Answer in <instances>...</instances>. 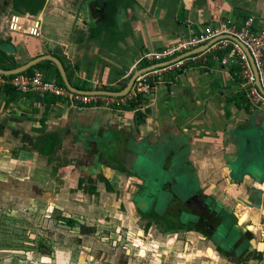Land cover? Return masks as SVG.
Returning a JSON list of instances; mask_svg holds the SVG:
<instances>
[{
    "label": "crops",
    "instance_id": "obj_1",
    "mask_svg": "<svg viewBox=\"0 0 264 264\" xmlns=\"http://www.w3.org/2000/svg\"><path fill=\"white\" fill-rule=\"evenodd\" d=\"M8 1L0 0V42L12 45L13 61L21 66L53 55L70 74L71 83L83 91L122 90L137 70L147 67L136 65L145 53L186 36L190 28L200 30L220 22L238 27L249 17L255 19V28L264 26V0H129L127 7L119 9L112 32L89 41L87 16L77 17L79 0H45L35 17L40 20V37H32L10 31L7 21L16 13L6 11L11 7ZM236 70L209 54L164 74L153 93L145 97V107L139 109L141 121L137 110L74 106L55 97L18 94L0 87V264H231L213 250V257H208L207 248H198L194 241L168 239L151 227L145 233L137 231L131 222L126 227L121 212L113 219L103 218L119 224L114 233L126 228L132 240L129 248L112 247L107 238L99 236V230L82 235L76 228L56 227L51 217L54 211L65 218L80 215L85 225L97 227L94 223L99 221L89 217L91 209L85 201L118 191L124 199L129 195L131 177H116L113 164L99 161L96 165L87 159L93 153L88 142L111 137L140 140L160 133L161 138L186 140L201 187L227 205L238 204L240 222L247 218L261 241L264 110L246 101ZM254 145L261 159L257 152L251 154L254 157L248 154L256 160L254 170L246 173H257L261 182L247 177L237 185L229 183V166ZM76 158L81 159L87 176L73 177ZM36 170L48 171L51 182L36 181ZM106 182L114 190L108 191ZM118 201L123 204L124 200ZM3 218L23 222V227L3 229ZM8 232L12 235L7 236Z\"/></svg>",
    "mask_w": 264,
    "mask_h": 264
},
{
    "label": "water",
    "instance_id": "obj_2",
    "mask_svg": "<svg viewBox=\"0 0 264 264\" xmlns=\"http://www.w3.org/2000/svg\"><path fill=\"white\" fill-rule=\"evenodd\" d=\"M77 5V17H79L83 9V0H79ZM89 7L91 11L86 19L88 22L84 21V23L87 27V38L91 41L96 40L103 33L109 34L112 29L109 31L102 29L96 23L97 19L93 18L92 5L90 4ZM96 11L99 12L100 10L97 9ZM77 21H79V18ZM116 26L117 22L113 28ZM229 39L232 38L229 37ZM217 40L178 55L169 61L137 70L120 91H83L76 89L68 81L61 61L53 55L39 56L11 70L0 68V74L3 76L17 75L26 72L41 62L49 61L55 65L63 86L69 91L82 95L122 97L128 93L138 75L200 54ZM242 48L247 53L243 46ZM249 61L256 76L255 85L264 95L258 82L257 70L250 57ZM159 134L150 135L149 138L140 140L129 137L114 140L111 137L102 142H88V147L93 148L91 159L87 158L88 162L96 165L99 161L105 164H113L114 168H119L123 174L130 175L132 180L139 183L137 187L135 185L136 190L134 192L130 191L128 197L131 201L132 213H135L137 217L144 221L143 232H145L144 228L148 224L151 227L150 230L159 232L163 237L171 234L197 235L207 239L211 245L208 249L213 250L214 253H219V258L223 257L227 263L264 264V244L257 241L255 229L247 223V218L244 222H240L242 212L238 210L239 205H227L218 200L212 192L201 187L202 184H200L197 171L190 163L186 140L183 141L178 138L165 139L161 138ZM259 151L254 145L251 147V152L244 151L243 154L239 155L235 159L236 163L230 165L227 170V181L237 185L249 177L248 179L260 183L261 179L258 178L257 173H246L249 169L254 170L253 162L256 159L254 160V156L251 154H254V152L259 154ZM248 154L253 157L249 158ZM257 158L261 159L260 154ZM76 159L73 168L74 175H78V177L87 176L85 167L83 168L81 165V159ZM88 169H93L94 173L97 171V167H89ZM168 217V220H170L168 222H171V220L175 222L173 225L166 222ZM176 222L179 224L174 226ZM182 226L183 228H181ZM259 245H262L263 248L259 249Z\"/></svg>",
    "mask_w": 264,
    "mask_h": 264
},
{
    "label": "built area",
    "instance_id": "obj_3",
    "mask_svg": "<svg viewBox=\"0 0 264 264\" xmlns=\"http://www.w3.org/2000/svg\"><path fill=\"white\" fill-rule=\"evenodd\" d=\"M254 22L255 19L249 17L238 27L220 22L215 26H205L200 30L190 28L186 36L178 37L174 42L158 51L145 53L136 62V65L145 63L150 66L149 64L163 63L218 39L200 54L138 75L128 93L122 97L74 93L61 84L46 80L43 74L37 70L12 76L0 74V87H9L14 92L21 94L33 93L41 97H55L74 106L98 107L103 105L115 110L138 97H147L152 94L157 81L164 74L181 69L185 63H197L206 55H215V53L220 52L222 55L221 64L237 68L236 74L244 85L246 101L252 107L264 110V95L255 85L256 76L249 61L250 57L257 70L258 82L264 92V26L255 28ZM7 23L10 31H23L32 37H40V20L34 16L12 14ZM242 46L247 50V53ZM259 236L264 244V232Z\"/></svg>",
    "mask_w": 264,
    "mask_h": 264
},
{
    "label": "rangeland",
    "instance_id": "obj_4",
    "mask_svg": "<svg viewBox=\"0 0 264 264\" xmlns=\"http://www.w3.org/2000/svg\"><path fill=\"white\" fill-rule=\"evenodd\" d=\"M130 1L129 0H123L124 6H128V3ZM8 4L11 5V7L9 6V8H6V11H8L10 9L11 12L19 14V15H24V11H25V7L23 5V7L20 5L17 9L12 6V0L8 1ZM72 174L74 173V171H72ZM73 177H75V175L73 174ZM35 180L41 182L42 184H44L45 181L51 182V175L48 171L43 172L40 170H36L35 172ZM53 182L56 184V182L53 180ZM50 187H53L52 183L50 184ZM123 187V186H122ZM126 193H127V188H122ZM78 190V189H77ZM81 191V190H79ZM84 194H86V190H83ZM111 193H107V194H103L102 196L100 195H96L95 199H90L86 200L85 203L90 205V218L93 220H97L99 221V223H94V225H98L97 227L95 226H87L85 225V221L82 219V217H80V215H76L74 216V218H68L71 219L72 222H74L75 224V228L78 231V226L79 225H85V227H93L95 229V232L97 230L100 231L99 236L101 238L105 237L107 238V243L110 244L112 247L115 248H121V247H127L129 248L131 246L132 240L130 237H127L126 235V228H122V232L120 233H114V230L116 228V226H118L119 224L117 223H110L107 220H105V218H111L113 219L114 217H116L117 215H119V213L121 212V215H123V224H125V226L127 227V225L129 224V222H131L134 227L136 228V230L138 231V229L143 230V226L144 221L141 220L139 217H137L135 215V213H132V209H131V203L130 201L127 199L128 195L126 194V199L123 198V192L122 191H118V193L116 195H110ZM81 199V198H79ZM119 199L124 200L123 204L119 203ZM241 212V211H239ZM61 216V213L59 211H54L53 215L51 216L54 219V224L56 225V227L62 229V228H71L70 226H67L65 224H61V222L58 220V217ZM105 217V218H103ZM127 217V218H126ZM126 218V219H125ZM84 222H82V221ZM1 225L3 227V229L6 230H11V231H18V228H20L19 225H23V222H17V221H12L11 219H2L1 220ZM82 222V223H81ZM17 223V227H15L14 224ZM130 223V224H131ZM19 224V225H18ZM62 225H64V227H62ZM116 225V226H115ZM23 227V226H22ZM15 228V230H14ZM26 229V226H25ZM70 230V229H69ZM75 230V229H74ZM3 234H5L4 231H2ZM79 232V231H78ZM132 233V232H131ZM145 233V232H144ZM134 235V233H132ZM139 234L141 235V233L139 232ZM11 233H7V236H11ZM168 239H172V238H176L177 240H181V241H186V239L188 240L189 244L191 243V241L196 242L197 247H203V248H207V256L208 257H213V252L211 249H208L211 247L209 241L207 239H203L197 235L195 236H190V235H183V234H177V235H168L166 236ZM160 241V240H159ZM5 242V241H3ZM171 242V241H170ZM169 242V243H170ZM119 255V254H118ZM120 256V255H119ZM223 258V257H222ZM225 261V259H224ZM226 262V261H225ZM227 263V262H226Z\"/></svg>",
    "mask_w": 264,
    "mask_h": 264
},
{
    "label": "trees",
    "instance_id": "obj_5",
    "mask_svg": "<svg viewBox=\"0 0 264 264\" xmlns=\"http://www.w3.org/2000/svg\"><path fill=\"white\" fill-rule=\"evenodd\" d=\"M45 4V0H12V6L13 8L15 7L16 9L21 5L25 7L24 14H28L31 16H36V14L39 13V11L42 9V7ZM92 5V12H93V18H96V23L99 24V26L106 31H109L112 29L117 22V14L119 12V9L123 7L124 3L123 0H83V9L81 11V14L79 18L83 19V16H89L90 7L89 5ZM99 9L100 11L97 12L96 10ZM85 22H88L87 20H84ZM95 23V24H96ZM12 45L8 42H0V68L3 70H11L15 69L18 66L13 61V57L10 54ZM215 55L218 57V59H221L222 55L220 52L215 53ZM147 66V65H145ZM33 70H38L42 72L44 78L49 81H54L58 84H62L61 77L59 75V72L57 68L55 67L54 64H52L49 61H44L36 65L35 67H32L28 69L25 73H31ZM179 74V72H177ZM68 81L70 84L75 87L76 89L79 90H84L80 86H76L73 83H71V77L70 74H66ZM159 81H157L158 83ZM123 88V87H122ZM7 89L12 90L11 88L7 87ZM109 91L113 89H108ZM13 91V90H12ZM17 93V92H16ZM21 94V93H18ZM148 98L145 97H138L132 101H129L125 106L117 108L115 110H126V111H133L137 110V118L139 121L142 120V116L139 113V109L145 107L147 104ZM107 184V190L110 191L112 190L110 188V184ZM93 192V190H92ZM58 220L61 222V224H65L67 226H70L72 228H75V223L71 221V219L65 218V217H58ZM148 224L144 228V231H147ZM78 231L82 235H93L95 233V229L92 227H85V225H79L78 226Z\"/></svg>",
    "mask_w": 264,
    "mask_h": 264
},
{
    "label": "flooded vegetation",
    "instance_id": "obj_6",
    "mask_svg": "<svg viewBox=\"0 0 264 264\" xmlns=\"http://www.w3.org/2000/svg\"><path fill=\"white\" fill-rule=\"evenodd\" d=\"M123 7H126V6L123 5ZM114 172H115L116 174H115ZM117 174H118V175H117ZM112 175H114V176H116V177H119V178H121V177L124 175V176H123L124 179H127L128 177H130V175L123 174L122 171H120V169L117 168V167H115V169H113V173H112ZM114 176H113V177H114ZM79 181H80V180H79ZM136 182H137V181L132 180V183H131L132 186H131L130 190L132 189L131 191H133V192H134V190H136V189L134 188L135 185H136V187L139 185V183H136ZM80 183H82V182H80ZM113 183H115V182L113 181ZM105 185H106V188H107V184H105ZM112 190H114V188H113ZM94 191H95V190H94ZM113 192H114V191H113ZM129 194H130V193H129ZM128 200L130 201L129 197H128ZM130 203H131V201H130ZM166 216H168V215H166ZM60 217H61V216H60ZM141 218H142V217H141ZM163 218H164V217H163ZM165 218H166V217H165ZM168 219H169V217L166 219V222L170 221V220H168ZM168 223H170V224L172 223V225H173L175 222H174L173 220H171V222H168ZM177 224H179V223L176 222V225H174V226H177ZM148 228H149V226H148ZM148 228H147V229H148ZM181 228H183V226H182Z\"/></svg>",
    "mask_w": 264,
    "mask_h": 264
},
{
    "label": "bare ground",
    "instance_id": "obj_7",
    "mask_svg": "<svg viewBox=\"0 0 264 264\" xmlns=\"http://www.w3.org/2000/svg\"><path fill=\"white\" fill-rule=\"evenodd\" d=\"M262 247H263L262 245H259V249H262Z\"/></svg>",
    "mask_w": 264,
    "mask_h": 264
}]
</instances>
